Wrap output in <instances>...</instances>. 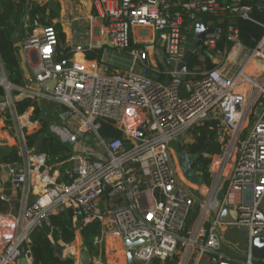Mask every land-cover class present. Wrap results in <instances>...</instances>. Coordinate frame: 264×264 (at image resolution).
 I'll list each match as a JSON object with an SVG mask.
<instances>
[{
    "label": "built area",
    "instance_id": "obj_1",
    "mask_svg": "<svg viewBox=\"0 0 264 264\" xmlns=\"http://www.w3.org/2000/svg\"><path fill=\"white\" fill-rule=\"evenodd\" d=\"M89 2L108 43L128 55L130 65L119 69L90 60L87 52L94 47L85 44L67 43L71 55L60 57L55 23L31 26L26 19L25 28L31 30L17 47L21 63L33 77L28 96L62 106L60 125L52 129L63 141L74 145L92 141L91 135L95 141L72 156L64 173L67 181L59 180L47 154L30 148L26 141L27 132L39 130L40 122L31 118L29 110L23 114L13 110L19 144L0 145V149L16 148L24 159V165L18 163L17 169L7 171L11 190H22L24 198L20 212L0 210V264H22L23 258L26 264H34L32 233L43 224L50 226V216L66 208L76 210V223L82 219L100 224L92 264H107L104 254L119 246L127 252V240L145 241L134 248L139 264H150L152 259L166 264L175 256L177 264H204L205 260L264 264V259L252 258L253 238L264 236V35L249 47L230 23L227 37L232 46L221 50L217 45L223 28L212 26L196 50L198 63L189 65L184 79L177 69L196 25L205 24L200 15L222 19L228 11L237 12L264 28L252 17L255 7L264 8V0ZM212 52L215 67L207 69L202 64ZM5 82L1 65L0 86L7 96L0 101L2 115L12 90ZM213 119L218 121L221 152L205 154L211 159L208 172L215 177L203 200L182 180L171 144L188 139L197 126ZM104 121L113 122L122 136L102 137ZM188 158L191 165L193 159ZM233 192L239 193L238 199H231ZM0 200L11 202L6 192H0ZM216 206L229 209L236 221L222 222L219 215L213 219ZM232 224L249 230L250 248L241 259L221 251L223 226ZM59 244L64 258L73 255L65 253V246L74 244ZM81 257H75L76 264H83Z\"/></svg>",
    "mask_w": 264,
    "mask_h": 264
},
{
    "label": "trees",
    "instance_id": "obj_2",
    "mask_svg": "<svg viewBox=\"0 0 264 264\" xmlns=\"http://www.w3.org/2000/svg\"><path fill=\"white\" fill-rule=\"evenodd\" d=\"M252 17L256 21L264 23V11L262 9L255 7ZM198 18L204 21L205 24L223 28L224 35L218 43L217 49L223 50L232 46L227 37V28L230 23H233L239 29L241 40L249 47H254L264 35V28L260 24L243 19L237 12L228 11L222 19L207 15H200ZM26 19H28L31 26L36 22L42 25L53 24L52 14L48 12L47 6H42L36 3L35 0H0V57L8 80L19 87H25L28 83L21 66L19 48L16 46V34L23 37L28 30H31V26L25 28ZM55 28L59 39L60 57L71 55L69 53L70 48L67 47V35L61 24H55ZM103 53V47L93 48L87 52V57L90 60L102 62ZM213 54L214 52L207 54L206 60L202 64L207 69L215 67L211 59ZM197 63V56L195 55L191 61V66ZM0 94H4L2 86H0ZM40 103L37 99L26 97L15 104L18 114H23L30 107H34L32 119L38 120L42 124L40 130L27 136V144L30 148H34L36 140L39 139L40 143L34 149L38 152H45L49 157V163H61L62 168H64L69 165V161L74 155L73 146L63 141L52 129V123L46 116H41L44 110ZM59 111L58 113L55 111L56 120H59ZM5 119L7 124L13 123L14 120L10 111L5 113ZM99 133L105 139L122 136V132L111 121H104ZM192 135L194 141L183 146L181 148L182 152L179 153L180 155H190L189 158L194 160L187 169L188 178L194 183H198L199 178L208 182L210 177L208 166L211 159L206 157L205 154L211 155L221 152V144L218 142V121L213 119L204 122L193 130ZM0 162L21 163L22 156L19 155L16 148L3 147L0 149ZM199 172L202 175L198 174ZM63 180L67 181L66 178H63ZM75 214L76 210L74 208H66L64 211L50 216V226L43 224L34 230L31 235L34 264H75V260L69 257L58 256L54 245H60L59 241L72 244L75 241L77 231L85 239L89 251L94 249L93 240L100 233L99 222L84 223L82 219H79L76 223L74 221ZM50 235H52L53 240ZM178 261L179 257L175 256L173 260L168 261L166 264H177ZM151 264L165 263L156 259Z\"/></svg>",
    "mask_w": 264,
    "mask_h": 264
},
{
    "label": "rangeland",
    "instance_id": "obj_3",
    "mask_svg": "<svg viewBox=\"0 0 264 264\" xmlns=\"http://www.w3.org/2000/svg\"><path fill=\"white\" fill-rule=\"evenodd\" d=\"M35 1L36 3L42 6L44 5L47 6L48 12L52 14L53 22L55 24H61L64 32H66V35H67V43L73 44V45L85 44V45H90V46L97 47V48L99 46H102L104 47L103 61H105L107 64H111L115 66V68L128 69L130 65L129 56L124 53L118 52L116 49H114L113 47L109 45L105 46V35L101 29V24H100L101 22L91 12V9H90L91 7H90L88 0H35ZM242 84H245L244 81H242ZM17 91L18 90H16V88H13L11 90L13 98L9 99L7 111L14 109L13 99H16L19 97V96L15 97ZM4 95H6V93ZM40 102H41L40 106L44 110L41 116H46L52 123V126L60 125L59 120L58 119L56 120V116H55V111H57L58 113V111L60 110L58 103H56L55 101H51V100H40ZM30 116L32 118L33 113ZM40 126H41L40 129H41L42 128L41 123H40ZM5 128L8 129L9 131L13 129V127L11 126L10 128L9 124L7 123H6ZM37 131L30 129V131H28L26 134V141H27V136H30L36 133ZM13 135L16 137V133H13ZM90 137L92 139L91 142L93 143L95 141V137L93 135H91ZM193 141H194V138L192 136H189L188 139L186 140L184 139L183 141H181V139L179 138L178 141H174L171 145H172L174 157L176 158V167L178 168V171L181 175L182 180L195 194L198 195V197L200 196L203 200H205L204 195L205 196L207 195V188L211 187V185L214 182L215 176L211 175L209 177V181L206 182L207 183L206 188L198 187L196 186V184L192 185L190 182V179H187L186 177L187 170L184 167H182L183 161H186V159L190 155H184V154L180 155L179 153V152H182L181 148L185 146L187 142L189 143ZM39 143H40V140L37 139L34 144V148H36ZM16 144L18 145L19 142L17 141ZM93 145L95 146V144ZM186 166L188 168L190 165H186ZM183 168L186 172L183 170ZM198 174L202 175L201 172H199ZM198 190H201L203 192V195L199 194V192H197ZM2 209L4 208L2 207ZM236 231L240 234L241 232H243V230L241 229L236 230ZM85 243H86L85 239L82 237V235H81V238H77L76 236L75 241L72 243L74 244L73 247L65 246V253L73 254V256L78 258L80 255L82 256L83 250L89 251V247ZM70 250H72L73 253H71ZM91 251L92 250L89 251L90 256H92ZM123 257L124 256H122V260H121L122 264H127V257L126 259L125 257L124 258ZM112 262L113 261H111V263Z\"/></svg>",
    "mask_w": 264,
    "mask_h": 264
},
{
    "label": "crops",
    "instance_id": "obj_4",
    "mask_svg": "<svg viewBox=\"0 0 264 264\" xmlns=\"http://www.w3.org/2000/svg\"><path fill=\"white\" fill-rule=\"evenodd\" d=\"M88 2H89V0H88ZM89 4H90V2H89ZM90 7H91V5H90ZM100 24H101L102 32L105 35V46H106V45H108L107 33H106V30L103 28L102 23H100ZM16 36H17L16 46H18V42L22 37H19L18 34H16ZM94 48H97V47H94ZM98 48H102V46H99ZM103 56H104V53H103ZM78 57H80V55H78ZM1 63L2 62H1V57H0V66H1ZM102 63H104V64H106L112 68H115V66H113L111 64H107L105 61H103V59H102ZM21 66H22L24 75H25L26 79L28 80V83L25 87L16 88V90H18L17 91L18 93L16 94L15 97H18V96L19 97L16 99H13L14 109H16L15 104L17 101H20L26 97H29L28 96V90L30 89V87L33 83V77L31 75L29 69L22 63H21ZM4 94H5V92H4ZM4 94L3 95L0 94V96H4ZM10 98H13V95L11 92H10ZM58 105H59L60 110H61L62 106L59 103H58ZM14 109L10 110L12 115H13ZM28 110H29L30 115L34 111V109L33 110L28 109ZM4 116L5 115L0 114V145H4V146H6V145H9V146L10 145H17L16 143L18 140H16L17 138L13 135V133H16V135L18 134L15 122L13 121L12 124H9L10 128H11V126L13 127V129L9 131L8 129L5 128L6 127V119ZM90 143H91V141L81 140V141L75 143L74 145L71 144L73 146L74 154L81 153V152H84L87 149H89L88 146H90ZM189 143H192V142H189ZM21 163H22V165H24V163H25L24 159ZM2 164H4V163L0 162V165H2ZM49 165L51 166L52 170L58 174L59 180H63V178H65V175H64L65 170L70 165V161H69V165L64 167V168H62L61 163H50ZM199 180H200V178H199ZM190 182L192 185L196 184V186L203 184L200 181L198 183H194V182L192 183V181L190 180ZM0 192L8 193L10 195V198H11L10 203H6V202L0 200V210L3 213H11V214H16V213L20 212L22 205H23L24 192L22 190H16V191L11 190L10 182H9V173L7 171L0 172ZM238 198H239V193L233 192V194L231 195V199L235 200ZM2 207L4 209H2ZM239 229L243 230V232H241V234L236 231ZM223 232H224L223 233L224 234V242H223V245L221 247V251L225 255L230 256L232 258L241 259V258L245 257L249 251V248H250V237H249L248 228L246 226L237 225V224L225 225V226H223ZM76 236H77V238H81V234L79 231H77ZM119 248H121V247L119 246ZM118 249H111L110 251L108 250L104 254L103 259H104V261H107V264H122V261H121L122 256H124L126 259L127 252L124 249L123 250L120 249L121 251ZM91 252H92V256H90V259H92V257H93L94 250H92ZM125 254H126V256H125ZM111 261H113V262L111 263ZM75 264H76V261H75ZM204 264H208V262L205 260Z\"/></svg>",
    "mask_w": 264,
    "mask_h": 264
},
{
    "label": "water",
    "instance_id": "obj_5",
    "mask_svg": "<svg viewBox=\"0 0 264 264\" xmlns=\"http://www.w3.org/2000/svg\"><path fill=\"white\" fill-rule=\"evenodd\" d=\"M262 10L264 11V8ZM213 29L214 28L212 26H206L205 24H201V23H198L196 25L194 39L192 40V42H191V44H190V46H189V48H188V50H187V52L185 54V57H184L183 61L180 64H178V67H177L178 71L180 73H182V74H179V77L181 79L185 78L183 73L188 69L189 65L191 64V61H192V59L195 56L196 50L199 47L200 40L204 37V35L207 32H212ZM108 45L111 46L110 43H108ZM169 63L171 65H174L173 61H169ZM1 65H2V70L4 72V75H5L6 83H8L11 86L12 89L13 88H20L19 86L11 83L8 80L6 72H5V68L3 66V63H1ZM48 86L50 88H53L54 82L49 83ZM5 100H7V96H0V101H5ZM183 164L185 165L186 161H183ZM18 167H19V164L18 163H14V164H11L10 166L0 167V172L9 171L11 169H17ZM203 181L204 180L202 178H200V182L203 183ZM217 215H219V219L222 222H235L236 221L233 218V216L230 214L229 209H227V208L223 209V210H220V206H216L213 209V211H212L211 217L214 219V217L217 216ZM144 243H145L144 240H138V241H135V242H132L130 240L126 241V246L128 248V251H127V264H139L138 260H136L135 257H134V248L137 245H141V244H144ZM54 247H55V250L57 252V255L58 256H63V248L60 245H58V244H55ZM69 258L75 260V256H73V255H70ZM252 258L256 262H261L264 259V236H256V237L253 238V241H252ZM81 260H82L83 264H92L91 263V259H90V253H89L88 250H83ZM154 261H155V259H152L150 261V264L152 262H154ZM26 263H27L26 259L23 258L22 259V264H26Z\"/></svg>",
    "mask_w": 264,
    "mask_h": 264
},
{
    "label": "bare ground",
    "instance_id": "obj_6",
    "mask_svg": "<svg viewBox=\"0 0 264 264\" xmlns=\"http://www.w3.org/2000/svg\"><path fill=\"white\" fill-rule=\"evenodd\" d=\"M78 55H80V56H81V54H78ZM231 57H233V55H232ZM5 84H6V86H7L8 88H10V87H11V86H10L8 83H6V82H5Z\"/></svg>",
    "mask_w": 264,
    "mask_h": 264
},
{
    "label": "flooded vegetation",
    "instance_id": "obj_7",
    "mask_svg": "<svg viewBox=\"0 0 264 264\" xmlns=\"http://www.w3.org/2000/svg\"><path fill=\"white\" fill-rule=\"evenodd\" d=\"M184 165V164H183ZM186 165H189L188 162H186V164L184 165V168L187 170V166Z\"/></svg>",
    "mask_w": 264,
    "mask_h": 264
}]
</instances>
